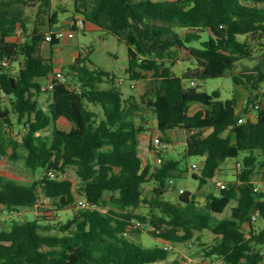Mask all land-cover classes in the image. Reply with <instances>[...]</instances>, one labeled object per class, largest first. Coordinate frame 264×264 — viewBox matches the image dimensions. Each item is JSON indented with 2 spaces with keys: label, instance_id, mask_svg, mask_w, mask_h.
Segmentation results:
<instances>
[{
  "label": "trees",
  "instance_id": "1",
  "mask_svg": "<svg viewBox=\"0 0 264 264\" xmlns=\"http://www.w3.org/2000/svg\"><path fill=\"white\" fill-rule=\"evenodd\" d=\"M3 2L0 122L11 124L14 110L27 131L23 155L19 141L0 131V154L6 155L10 144L13 159L22 158L27 169L42 168L45 173L29 184L0 174V211L38 212L36 219L14 220L10 229L0 231V264H154L166 260L171 250L143 246L128 237L144 230L172 243L195 239L204 258L192 264H216L208 259L212 257L222 258L223 264H264V227L256 230L252 218L257 209L264 217V190L255 191L253 181L264 168V97L256 104L257 119L239 122L248 107L238 111L236 95L222 99L220 90L210 93L184 83L185 78L219 77L233 70L239 57L252 55V38L264 45V0H74L75 13L128 45L127 76L140 78L139 65L154 71L160 84L152 96L143 94L141 103L126 99L116 74L94 67L89 56L80 53L70 63L67 75L71 78L55 80L48 108L40 105L38 95L43 92L41 79H48L56 68L54 53L62 42L54 30L59 10L53 0ZM13 4L19 7L12 14L9 7ZM25 7L34 9L32 28L24 17ZM76 16L71 30L78 28ZM177 28L187 30V36ZM204 30L209 38L201 45L190 44ZM49 33L50 51L44 53ZM18 34H22L21 41L11 40ZM175 46L189 49L194 67L174 72L163 62ZM141 54L150 57L140 60ZM248 77L254 81L253 75ZM6 97L12 99V107ZM91 103L101 106V118ZM141 104L154 110L158 130L187 132V156H205L203 167L193 172L200 186L215 177L225 160L245 152L236 163L241 164L240 170L235 167L236 178L225 182V187L218 186V193L211 192L204 206L197 204L189 190L179 192L176 200L166 198L181 160L165 156L162 162H144L140 133L147 126L137 121ZM61 117L71 122L69 129L59 126ZM50 128L51 135L42 134ZM150 149L155 151L153 143ZM71 167L77 180L66 176ZM49 170L56 175L50 176ZM150 181L156 185L148 198L145 184ZM39 190L50 201L40 202ZM80 198L97 207H82L56 224L42 222L39 212H60L78 204ZM233 200L236 204L230 215L219 217ZM111 202L115 207L105 209ZM143 204L146 212L138 210ZM133 219L146 223L148 229L135 227ZM151 225L161 228V233ZM205 230L213 235L212 241H204ZM167 264L184 261L175 258Z\"/></svg>",
  "mask_w": 264,
  "mask_h": 264
},
{
  "label": "rangeland",
  "instance_id": "2",
  "mask_svg": "<svg viewBox=\"0 0 264 264\" xmlns=\"http://www.w3.org/2000/svg\"><path fill=\"white\" fill-rule=\"evenodd\" d=\"M53 6L59 10V22L54 26V30L62 29L69 31L72 29V18L74 15H77V19L84 18V15L75 13L74 0H53ZM5 7L3 0H0V14L2 9ZM19 5L13 4L9 7V11L13 14L17 11ZM62 8V9H61ZM25 15L27 19L28 26L31 28L34 26V16L32 8L25 7ZM177 31L180 35L187 36V30L177 28ZM14 40H21L22 34L11 37ZM70 38V37H69ZM209 38L208 31H201V37L199 40H195L190 43L193 45H201V43ZM70 42L65 41L60 45L56 51L58 54V63L56 67L61 70L66 78H71L67 75L69 73L70 63L75 59L77 55L82 53L85 57L88 55L89 58L94 62V67L106 69L116 74L118 83L120 79H123V82L120 83L122 90L124 91V98L135 100L141 103L142 95L147 94L152 96V93H155V89L160 84V78L154 75V71L145 70L142 66L137 65L136 69L142 73V76L138 79H131L129 74H125V69L129 66L130 56L128 52V45L121 41L116 35L107 31L101 26L95 25L89 21H85L83 27H78L76 33L71 39ZM46 46L44 45V52L47 51L50 47V43L45 41ZM252 46V55L241 56L237 59L236 66L233 70L228 71L225 75L219 77H208V78H185L184 83L186 86L190 85L192 80L198 83L197 87L199 90L213 92L214 90L221 91L222 99L233 98L235 95L237 98V106L241 108L245 113V119L249 116L257 117V108L256 104L264 97V45L262 41L258 39H251L249 41ZM140 60L147 59L150 56L146 54L140 55ZM195 59L190 55L189 49L187 47H178L175 46L172 48L170 54H166V57L163 59V62L170 66L172 71L177 72L182 68H187L189 66L194 67ZM248 75L254 76V81H250ZM262 75V76H261ZM235 76L239 79L238 82L235 81ZM67 80V79H66ZM42 84L47 83L48 79H41ZM134 82L135 86H131V83ZM118 83V84H119ZM106 83L103 84V86ZM77 88L81 87L80 84L75 85ZM40 105L42 107L48 108L49 103L52 98L51 91H43L38 95ZM6 103L9 107H12V99L6 97ZM89 106L95 109L100 118L103 116V110L99 105H93L92 103ZM11 124H6L0 122V131L3 132L4 136L10 139L19 141V152L23 155L25 153L24 147L22 145L23 136L27 131V126L18 122V116L14 110L11 112ZM138 123H143L147 126V129L140 133L141 153L144 157V162L147 161L148 152L151 155L150 161L154 164L156 163L157 157L162 156L168 158L180 159L179 171H176L175 181L172 184L171 188L166 193V198L171 200H176L180 188L189 190L193 193L195 200L199 206H204L207 200V196L211 193H218L219 187L217 181L227 182L236 178L235 167L241 169L240 163L236 165V162L241 161L245 156V152H241L238 157L228 158L221 165V170L218 171L214 178L210 179L209 182L200 186V179L193 176L195 170L192 167L193 163H197L199 167H203L205 156H187L186 155V144L185 136L186 133L181 128H175L168 131H160L157 129V117L154 110L150 107L141 104V108L137 113ZM60 127L68 128L69 122H61ZM51 129L43 131L44 135H51ZM145 137H144V136ZM160 137L164 141L170 143V146L159 153L152 151L149 146L152 145L155 138ZM146 139L147 142L144 140ZM145 143V148L149 147L148 151L143 150ZM9 151L6 155L0 154V174L5 175L9 178H14L22 183L29 184L34 179L41 177L45 170L39 168L36 172H33L27 169L24 160L13 159L10 156V152L13 150V147L9 144ZM164 155V156H163ZM261 170H264L262 168ZM66 176H69L75 180L78 179L76 171L74 168H69ZM256 178V177H255ZM254 178V179H255ZM156 185L155 181H150L145 184V196L150 198L152 196V191ZM50 201V199L48 200ZM47 201H42L45 203ZM236 204V200H233L225 209L224 213L218 214L219 217H225L230 215L232 206ZM45 207V206H43ZM41 209H45V208ZM115 207L114 203H109L105 208ZM83 209L78 204L71 206L70 208L61 210L60 212H39L41 215V220L44 223H53L56 224L61 220L66 221L74 215L78 210ZM147 206L143 204L139 211L146 212ZM38 212L33 209H24L18 214H11L10 210L7 208L0 211V231L5 229H10L14 220L25 221L36 219ZM45 215V216H44ZM47 216V217H46ZM254 227L256 230L264 227V217L258 215V219L254 220ZM148 229V228H147ZM196 234H201L196 232ZM213 235L205 230L202 232V237L204 241H212ZM132 240H135L147 247L160 246L164 247L166 241L152 235L148 230H144L142 233H132L128 235ZM174 248L170 251V254L166 260L157 261L154 264H167L175 258L182 259L184 264H192L197 260L203 259L204 254L202 248L198 245V242L195 239L187 240L180 243H172ZM209 260H214L216 264H223L222 258L212 257L208 258Z\"/></svg>",
  "mask_w": 264,
  "mask_h": 264
},
{
  "label": "built area",
  "instance_id": "3",
  "mask_svg": "<svg viewBox=\"0 0 264 264\" xmlns=\"http://www.w3.org/2000/svg\"><path fill=\"white\" fill-rule=\"evenodd\" d=\"M77 27H83L84 24H85V20L84 18H80V19H77ZM57 32V36L60 37V40L63 41L66 37H73L76 33V30H69V31H65V30H62V29H59L56 31ZM52 39V34L49 33L47 36H46V40L47 41H50ZM5 64L8 63V61H4ZM58 79H62V80H66V76L63 74V72L61 70H57L55 72H53L52 74H50V76L48 77V82L47 83H44L42 84L41 86V89L43 91H50L54 88V85H55V80H58ZM120 83L123 82V79H120L119 80ZM190 85H198V83L194 80H192L190 82ZM131 86H135V83L132 82L131 83ZM78 90L81 92L82 91V88L81 87H78ZM245 120V117H240L239 118V122H243ZM153 146L155 148V151L156 152H161L162 150L166 149L167 147L170 146V143H168L167 141H164L163 139H161L160 137H157L154 139V142H153ZM158 162H162L163 161V158L162 156H158L157 158ZM192 167L195 169V170H198L199 169V165L197 163H193L192 164ZM240 167H241V164H240ZM48 174L52 177H54L56 175V172L54 170H49L48 171ZM258 178H260V181H257V179H253V181L256 183L255 186H254V190L259 192L261 190H264V170L261 171L259 173L258 176H256ZM217 185L220 186V187H225V182L223 181H217ZM186 191L184 188H181L180 189V192H184ZM39 194L41 196V201H48L50 198L48 196H43L42 195V192L41 190H39ZM78 205L80 207H84V208H93V207H97V204H94L90 201H86L84 200L83 198H80L78 199ZM6 209V208H5ZM4 209V210H5ZM7 210L9 211L10 210V213L11 214H19L20 211L16 210V209H8ZM260 214V210L257 209L253 214H252V218L253 220H257L258 219V215ZM133 222H134V225L135 227H142V228H147V224L142 222L141 220L139 219H133ZM151 228H153L154 230H156L158 233H161L162 229L161 228H157L155 226H152L151 225ZM165 249L167 250H172L174 248V245L172 244V242L170 241H166V244H165Z\"/></svg>",
  "mask_w": 264,
  "mask_h": 264
},
{
  "label": "crops",
  "instance_id": "4",
  "mask_svg": "<svg viewBox=\"0 0 264 264\" xmlns=\"http://www.w3.org/2000/svg\"><path fill=\"white\" fill-rule=\"evenodd\" d=\"M69 39H71V37H70V38H69V37H66V38L61 42L60 45H62L63 42H65V41H67V40H68V42H70ZM11 40H14V39L11 38ZM14 41H21V40H14ZM44 45L46 46V44H45V43L43 44V49L45 48ZM60 45H59V46H60ZM59 46H58V47H59ZM46 47H47V46H46ZM48 51H50V47H49V49H48L47 51H45L44 53H48ZM54 61H55V64L57 65V63H58V54H57V51H56V50H55V53H54ZM56 69H58V68L56 67V68H55V71H57ZM237 110H238V111H242L241 108H237ZM249 117H251V119H257V117H256V118H253L254 116H249ZM65 121L69 122V127H68V129H69V128L71 127V122H70L68 119H66L65 117H61V118L59 119L58 124H59V126H60V123H61V122H65ZM186 135H187V133H186ZM143 136H144V135H143ZM144 137H145V136H144ZM185 137H186V136H185ZM144 141L147 142L146 139H145ZM140 146H141V143H140ZM149 147H150V146H149ZM149 147L145 148V143H144L143 150L148 151V150H149ZM141 150H142V149H140V154H141L142 158L144 159V157H143V155H142V153H141ZM150 158H151V155H150V153L148 152V155H147V158H146L147 161H150ZM147 161H146V162H147ZM238 161H239V160H238ZM238 161H237V162H238ZM237 162H236V163H237ZM236 165H237V164H236ZM258 175H259V174H258ZM258 175H257V176H258ZM255 179H257V181H260V178H258V177H256Z\"/></svg>",
  "mask_w": 264,
  "mask_h": 264
}]
</instances>
